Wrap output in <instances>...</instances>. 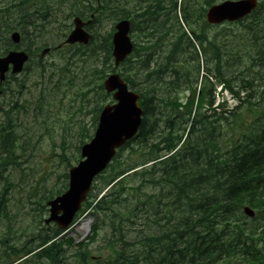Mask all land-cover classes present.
Instances as JSON below:
<instances>
[{
  "label": "trees",
  "instance_id": "1",
  "mask_svg": "<svg viewBox=\"0 0 264 264\" xmlns=\"http://www.w3.org/2000/svg\"><path fill=\"white\" fill-rule=\"evenodd\" d=\"M219 1L71 3L74 17L88 20L92 16L89 31L105 17L112 24L128 20L130 34L138 40L117 68L111 57L110 34L102 36L97 47L95 34L88 46H74L77 53L90 48L101 52L102 60L94 69L101 103L110 100L103 80L108 72H117L139 95L142 109L138 133L95 178L79 213L92 210L108 221L107 254L99 264H264V90L255 89L249 78L252 68L264 70V0L242 20L208 25L206 10ZM30 2L0 0V56L10 50L5 34L17 29L13 25L24 29L22 36L27 40L42 38L35 24L38 20L48 23V13L46 9L44 14L40 10L29 13ZM66 29L62 24L61 38L66 37ZM31 62L30 58L25 71ZM37 68L45 67L39 61ZM236 73L246 74L237 90ZM213 79L237 101L232 110H227L224 101L213 108ZM241 92H246L245 99ZM256 97L259 101L252 102ZM102 107L96 104L93 109L91 130L79 129L75 164L84 141L93 136ZM18 149L14 124L7 120L0 127V246L4 252L0 264L43 259L67 264L62 244L70 245L73 240L66 241L55 225L44 224L46 203L67 189V172L60 176V186L53 184L40 198L38 226L27 234L30 242L8 244L10 240L1 235L2 228L14 222L10 183L2 173L7 167H20L15 156ZM62 158L67 171L71 162ZM244 207L254 211V218L243 214ZM98 231L99 219L88 241ZM87 244L78 245L75 264H91Z\"/></svg>",
  "mask_w": 264,
  "mask_h": 264
},
{
  "label": "rangeland",
  "instance_id": "2",
  "mask_svg": "<svg viewBox=\"0 0 264 264\" xmlns=\"http://www.w3.org/2000/svg\"><path fill=\"white\" fill-rule=\"evenodd\" d=\"M30 11L40 10L48 12L50 19L45 24L47 35L43 41L53 45L61 40L59 25L65 21L68 33L71 29L74 10L70 3H63V0H31ZM225 0H220V2ZM93 4V3H91ZM52 20H55L53 22ZM36 26L40 27L39 20ZM91 26V23L87 26ZM112 24L107 17L101 23L93 25L90 33L96 39L94 47L99 44V39L107 34H113ZM30 31V30H28ZM8 38V34H6ZM132 41L137 42L132 35ZM24 45L30 43L26 38ZM43 41H33V45L39 46ZM1 44V43H0ZM98 54V57L94 55ZM94 52V53H93ZM99 49L90 48L77 53L74 47H65L63 50L53 51L44 59H39V51H33L32 62L28 71L16 77L15 81L8 80L0 89L4 93L0 95V127L4 122L10 120L14 124L16 140L19 149L15 152L16 161L20 167H7L3 176H7L10 183L11 205L10 211L14 218L12 227L2 228V236L5 240L24 244L30 242L28 230L38 226L39 201L47 195L53 184L60 186L63 179L60 177L66 171L63 163L64 156L69 159L71 166L74 163L75 148L79 146V129L91 130L93 123V109L96 104L105 106L110 100L101 103L97 86L99 81L94 72L99 67ZM36 55V56H35ZM44 65V69L37 68L38 62ZM249 78L255 89L264 90V70L256 66L251 69ZM110 74V72H108ZM246 76L234 74V86L237 90L240 80ZM212 83L216 86L215 101L227 103V110H232L237 101L227 92H217L219 87L215 80ZM182 97V94H179ZM240 97L246 98V92H241ZM259 101L258 97L252 102ZM264 104V99L261 105ZM206 107H204V110ZM244 108H241L242 112ZM209 114V112H207ZM231 122V117L229 119ZM85 143L88 140L84 141ZM63 147V149H62ZM128 153L125 152L124 156ZM3 182L0 181V189ZM99 219V231L93 241H88L91 236V227ZM107 220L93 214L92 210H86L78 215L72 227L66 230L63 237L66 241L70 239V245L62 244V254L67 264H75L73 255L81 243H87V250L91 252V264H99L107 254L104 250L109 230L106 226ZM105 224V225H104ZM29 244V243H28ZM103 249V250H102ZM3 247L0 246V259L3 257ZM25 264H50L47 260L33 261Z\"/></svg>",
  "mask_w": 264,
  "mask_h": 264
},
{
  "label": "water",
  "instance_id": "3",
  "mask_svg": "<svg viewBox=\"0 0 264 264\" xmlns=\"http://www.w3.org/2000/svg\"><path fill=\"white\" fill-rule=\"evenodd\" d=\"M258 5V0H226L213 5L206 11L205 20L209 25L233 23L249 16ZM89 22H83L76 17L73 29L65 40L68 45L86 46L91 35L85 30ZM130 23L127 20L118 21L111 36L112 57L117 67L133 50L129 36ZM13 43L20 41L18 33L11 35ZM44 49L41 55H45ZM28 61V55L22 51H10L0 58V83L5 80L11 67L12 74L21 73ZM106 93L112 95L113 104L106 105L100 112L98 124L92 139L80 149V161L68 171V187L60 196L46 203L48 216L44 223L54 224L62 231L68 229L76 214L80 211L94 179L111 163L118 149L123 147L138 132L142 121V110L138 104L139 95L129 89L118 74H110L103 82ZM244 215L254 217V211L243 208Z\"/></svg>",
  "mask_w": 264,
  "mask_h": 264
},
{
  "label": "flooded vegetation",
  "instance_id": "4",
  "mask_svg": "<svg viewBox=\"0 0 264 264\" xmlns=\"http://www.w3.org/2000/svg\"><path fill=\"white\" fill-rule=\"evenodd\" d=\"M36 25V24H35ZM18 29L16 30V32H18L19 34H20V43H19V45H20V48H18V50H24V51H28V52H30L29 54H32L33 53V51H37V50H39V55L38 56H36L37 58H39V59H44L47 55H49L53 50H57V51H59V50H61L62 48H65V47H68L67 45H64V40H62L61 42H57V43H55V44H53V45H51V44H49V43H47V42H45V41H43L39 46H37V45H33V42L31 43L30 42V39L28 40L30 43H28V45H24V35L22 36V32H23V28L22 27H17ZM23 29V30H22ZM12 31H15V30H12ZM11 47H12V45H11ZM46 48H48L49 49V52L45 55V56H43V57H41L40 56V53L44 50V49H46ZM17 50V49H16ZM1 94V93H0Z\"/></svg>",
  "mask_w": 264,
  "mask_h": 264
},
{
  "label": "bare ground",
  "instance_id": "5",
  "mask_svg": "<svg viewBox=\"0 0 264 264\" xmlns=\"http://www.w3.org/2000/svg\"><path fill=\"white\" fill-rule=\"evenodd\" d=\"M183 27V26H182ZM130 35V39L132 40V38H131V34H129ZM32 60V59H31ZM25 70V69H24ZM4 93V92H3ZM142 123V122H141Z\"/></svg>",
  "mask_w": 264,
  "mask_h": 264
}]
</instances>
